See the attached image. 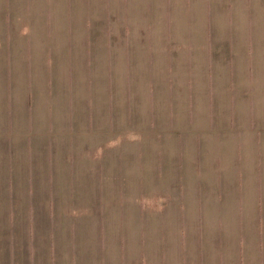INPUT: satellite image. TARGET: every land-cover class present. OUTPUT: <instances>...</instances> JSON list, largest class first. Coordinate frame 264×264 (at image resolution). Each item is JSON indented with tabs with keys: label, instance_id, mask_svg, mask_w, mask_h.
<instances>
[{
	"label": "rangeland",
	"instance_id": "obj_1",
	"mask_svg": "<svg viewBox=\"0 0 264 264\" xmlns=\"http://www.w3.org/2000/svg\"><path fill=\"white\" fill-rule=\"evenodd\" d=\"M78 1L0 0V264H31L29 246L40 248L32 264H75L90 230L110 240L124 221L129 257L145 218L149 243L158 242L185 183L199 197L198 148L204 199L218 197L226 212L246 207L240 226L254 228L246 240L255 257L264 177L257 156L239 166L236 147L250 132L244 141L255 149L263 111L264 0H101L90 17L75 13ZM90 20L105 44L81 58L75 33L87 35ZM51 45L54 55L44 54ZM222 158L224 170H210ZM93 191L105 195L102 216L90 208ZM143 200L161 222L152 225ZM159 256L149 264H166Z\"/></svg>",
	"mask_w": 264,
	"mask_h": 264
},
{
	"label": "crops",
	"instance_id": "obj_2",
	"mask_svg": "<svg viewBox=\"0 0 264 264\" xmlns=\"http://www.w3.org/2000/svg\"><path fill=\"white\" fill-rule=\"evenodd\" d=\"M101 0H81L77 2L75 5V13L83 12L88 13V17H90V13L100 12L102 9L100 6H96ZM6 8L7 11L9 9V5L7 3ZM26 5V4H22ZM105 14L108 16V13L111 12V8L109 4H105ZM1 8V6H0ZM26 11H38L41 10L38 5H26ZM58 10V8L56 9ZM248 18V15H247ZM90 29L87 30V35L81 37L75 33V47L77 49L78 57L84 56L85 54L95 52L98 53L97 43L100 42V36L95 35V29L93 20H90ZM86 22V24H89ZM228 23H231L228 21ZM110 24V23H109ZM236 24V23H234ZM108 27V26H107ZM252 27L254 29V24L247 22V39L251 34L254 33V30L250 33L249 28ZM84 38V40H83ZM45 44H50V41L46 39V37L42 38ZM7 40H5L6 42ZM85 43V51H82L81 47ZM57 42V40L55 41ZM8 44V41H7ZM47 48L50 50V53L54 55V47L51 45L49 47H45L44 54L47 53ZM108 52H111L110 48H107ZM9 52V50H7ZM93 57V56H91ZM88 58V56H87ZM10 66L7 64L6 74L10 76ZM248 79L251 83H255L253 76L248 74ZM256 90L254 87L249 88V99L247 100V106L254 108V114L256 115L255 108L256 105ZM238 101V99H237ZM234 101L236 102V106L239 107V103L244 104L246 101ZM243 106V105H241ZM240 106V107H241ZM32 112L31 107H27ZM262 113L259 117H255L253 120V130L256 134V146L253 149L252 143H245L244 138H252V133H248V137L244 133H239L237 136V162L239 166L245 165L246 161H250L254 156L259 157L256 159L259 161L258 165L261 166V171L263 172L264 177V131L261 129V124L258 123L259 118L262 121L264 119V104H262ZM258 120V122H257ZM260 135L259 138L257 135ZM197 155L200 161L196 160L197 170L200 175V189H199V197H197L196 202L193 198L188 195L187 196V188L188 184L185 183V191L183 190V196L177 201V208L173 210V213L169 214L168 219V230L162 229L161 224L157 229L155 234H160L161 237L157 238L158 242L149 243V235L148 232H145L147 227V219L142 220L144 232H139L136 237V240L140 243L131 245V253L129 257L127 255L128 251V243L126 234L128 232L126 221H124V227L120 222L119 232L114 234V237L109 240L108 236H103V240L101 242H96V234L93 230H90L92 233L90 235V231L88 232V242L87 243H76L75 244V264H127V259L133 261L134 264H149L150 259H155L156 254H160L159 258L166 264H264V181L262 184L261 191V201L257 206L259 213V227L256 229L257 235V245L251 246V250L255 251V257H252L251 252H247L248 245L246 240V235L250 232L254 231V228H246L245 223L243 222V227L240 226L241 219L243 220L246 217V207L243 210L239 209L238 211L226 212L222 208V204L215 198L210 200H205V193L202 189V176L203 173L208 169L207 164L203 162L202 156L203 151L201 148L196 149ZM189 159H186V161ZM221 165V170H224V166L226 163L222 158V163L216 162V165L210 166V170L218 171V166ZM196 169H191L194 171ZM244 170V169H240ZM204 177V176H203ZM190 181L189 180H185ZM93 185L95 186V174L93 177ZM93 205L91 208L93 215L96 214L103 215L107 210V202L105 200V195L102 194L99 199L95 192L93 191ZM90 197V194L88 198ZM102 197V199H101ZM96 200V202H95ZM181 201V202H180ZM91 202V201H90ZM140 206L143 212L147 213L149 216H152L154 219L152 220V225L154 226V220L161 222L159 219V215L161 214V210L158 207H152L145 204V200L141 201ZM100 203V206H99ZM180 203V204H179ZM91 204V203H90ZM169 212L172 211V206L169 200L164 203ZM173 204V203H172ZM151 207V208H150ZM89 208V212H90ZM143 215V214H142ZM90 216V214H89ZM121 218V214H120ZM181 219V220H180ZM239 219V221H238ZM233 220V226H235L234 231L230 232L231 228L229 226V221ZM227 225V226H226ZM142 227V226H141ZM148 231V230H147ZM167 233V239L164 243L163 237ZM151 234V232H150ZM242 234V236H240ZM140 238V240H139ZM125 243L126 246L122 243ZM54 243L51 245V251L53 249ZM164 246H168V249L164 250ZM29 260H31V264L35 262V258H32L31 253L34 252V249H40L39 247H31ZM15 249V247H14ZM17 249V247H16ZM14 251H17V250ZM13 251V250H9ZM164 252V253H163ZM152 259V260H153ZM153 260V262H155Z\"/></svg>",
	"mask_w": 264,
	"mask_h": 264
}]
</instances>
